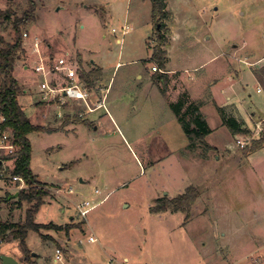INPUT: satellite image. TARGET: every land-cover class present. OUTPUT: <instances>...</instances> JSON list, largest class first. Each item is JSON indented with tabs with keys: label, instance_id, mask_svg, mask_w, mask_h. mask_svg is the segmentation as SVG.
Wrapping results in <instances>:
<instances>
[{
	"label": "rangeland",
	"instance_id": "obj_1",
	"mask_svg": "<svg viewBox=\"0 0 264 264\" xmlns=\"http://www.w3.org/2000/svg\"><path fill=\"white\" fill-rule=\"evenodd\" d=\"M34 2L37 18L25 30L27 46L14 67L24 113L33 124L53 130L28 135L30 168L40 183L51 188L33 220L70 230L66 234V229L29 230L25 242L30 257L41 255L48 261L60 245L76 247L74 264H118L111 260L112 254L126 257L127 264H257L256 250L262 257L259 264H264V145L244 152L264 130V82L258 92L250 72L255 66L236 61L252 62L264 54V0H166L170 17L164 20L168 31L163 32L169 56L165 84L186 90L181 74L189 83L208 76L196 99L209 102L206 89L222 78L218 83L224 91L215 90L216 99L222 102L229 95L255 115L253 121L246 112L242 117L236 105L228 104L226 117L244 118L248 129L234 136L207 103L203 111L214 130L205 140L212 149L203 144L185 147L187 138L167 103L163 84L155 85L154 74L166 71L152 70L156 63L148 60L157 38L150 0ZM6 7L20 12L26 0H0V9ZM124 25L129 29L122 33ZM3 28L0 20V34L10 40ZM34 41L43 56L57 60L69 55L76 64L80 58L85 70L100 66L89 104L104 105L89 111L74 99L64 104L40 102L43 78L32 68L38 59ZM215 54L216 60L205 68L189 69ZM231 62L244 70L234 87L225 78L226 72L235 75ZM187 92L181 95L191 98ZM76 115L89 124L74 123ZM243 138L241 146L237 139ZM189 185L200 192L188 211H150L156 198L165 192L176 196ZM4 191L0 189L1 199L6 197ZM11 197L0 200V221L21 222L28 204L19 206L17 196ZM103 198L85 217L75 206L85 199L92 204ZM0 253L27 264L17 239L0 242Z\"/></svg>",
	"mask_w": 264,
	"mask_h": 264
},
{
	"label": "trees",
	"instance_id": "obj_2",
	"mask_svg": "<svg viewBox=\"0 0 264 264\" xmlns=\"http://www.w3.org/2000/svg\"><path fill=\"white\" fill-rule=\"evenodd\" d=\"M150 3L151 18L156 23L157 38L148 60L155 62V66L164 71L167 62V52L164 46L167 45L168 41L165 35H163V32L168 31L164 20L170 17V12L167 10L166 0H150ZM35 9L34 0H26V7L20 12L12 7L0 9V20L4 22L3 29L10 37V40H7L4 35L0 34V114L6 117L7 124L12 128L15 137L14 141L17 145V152L13 155L6 156L5 159L10 160L11 158H15L11 173L21 176L27 185L26 188L17 191V202L19 206L22 202L28 204L23 221H0V241L8 237L17 239L23 253V259L27 264H36L32 261L30 251L25 242L29 230L39 233L41 228H52L56 230H68L69 228L66 225H56L51 222L48 224L35 223L33 220L34 214L43 204V199L48 194V188L38 181L36 175L30 168L31 145L28 135L32 132H52L53 130L33 124L30 118L24 113L19 103V97L23 90L14 76V67L16 60L24 53L23 33L26 32L25 30L31 22L36 21ZM77 61L79 77L88 87H92L100 79L102 73L101 68L93 67L90 70L81 69V59L79 58ZM260 72H263L264 75V67L260 71L255 72L258 80L262 83L264 80ZM157 74V76L156 73L154 74L157 81H162L166 87L165 82L167 80H164L166 73L161 72ZM165 87H163V91ZM186 105L187 107H185ZM214 106L220 115L222 125L226 126L232 135L248 132V129L240 121L232 116L226 117L223 107L218 106L215 102ZM170 107L182 125L188 140L187 146L189 149H193L196 144H203L208 149L213 148L205 140L206 135L211 132V129L202 117L198 104L189 101L187 95H181L177 101L170 103ZM187 115H191L190 119H186ZM80 116L76 115L72 121L74 123L88 125L89 121L87 119H81ZM263 145L264 130L260 137L255 139L252 145L244 152L245 154H249L261 148ZM199 192L194 185H189L185 188L184 192L176 196L158 197L155 199V203L151 206L150 211L152 213L168 210L172 212L188 211L190 206L198 198ZM11 194L6 193V197L3 199L8 200ZM1 198L0 200L2 201L3 199Z\"/></svg>",
	"mask_w": 264,
	"mask_h": 264
},
{
	"label": "built area",
	"instance_id": "obj_3",
	"mask_svg": "<svg viewBox=\"0 0 264 264\" xmlns=\"http://www.w3.org/2000/svg\"><path fill=\"white\" fill-rule=\"evenodd\" d=\"M126 30V28H123L124 32ZM27 36L28 33L24 32L23 37L27 38ZM26 46L27 44L25 43L23 47L26 49ZM32 49L38 54V59L32 64V68L35 73H40L43 78L39 85L41 101L64 104L66 101L74 99L75 102L83 103L89 111H93L97 106L100 107L102 105V101H97L95 106H90L89 103L94 89L93 87H88L79 77L78 63L76 64L75 60L69 55L67 57H59L57 60L53 57L43 56L41 55L38 41H34ZM152 70L161 71L155 65ZM80 115H83V113H80ZM14 139L12 128L7 124L6 117L0 114V188L18 191L27 187L26 182L21 176L11 173L13 166H10V162L13 165L15 158L5 159L6 156L17 152V145ZM243 141L244 138L237 139L238 144H241V146ZM75 206L83 217L92 208V205L87 200H83ZM56 252L59 254L60 250L57 249Z\"/></svg>",
	"mask_w": 264,
	"mask_h": 264
},
{
	"label": "crops",
	"instance_id": "obj_4",
	"mask_svg": "<svg viewBox=\"0 0 264 264\" xmlns=\"http://www.w3.org/2000/svg\"><path fill=\"white\" fill-rule=\"evenodd\" d=\"M96 13V12H95ZM102 19H104L105 20V17H101ZM107 18V17H106ZM123 28H126L127 30L125 31V32H127L128 31V29H129V27H128V25H124L123 27H122V30H123ZM124 31H122V33H125ZM38 38H39V36H38ZM39 40V39H38ZM118 42H119V40H117ZM48 47H49V45H47ZM166 52H167V48H166ZM218 55L217 54H215V55H213L212 57H210L208 60H204V62H202V64H200L198 67H194V66H191V68H189L190 70L191 69H193L194 71L196 70V68H199V67H201V68H205L206 67V65H208V64H210V63H208L209 61H211V60H213V59H215L216 57H217ZM53 57V56H52ZM54 58V57H53ZM169 58V56L167 55V59ZM247 59V58H246ZM246 59H243V58H238V60H236V61H238V63H243V60H245V63H247L248 64V66L250 67L251 65H253V66H255V67H251V74L253 75V77L257 80V82H258V84H257V88H256V90L259 92V91H261V87L260 86H263L262 85V83L258 80V77L255 75V72L257 71L256 69H259V68H261V67H264V54L262 55V56H260V57H258V58H256L254 61H247ZM216 60V59H215ZM168 62V61H167ZM166 62V63H167ZM208 63V64H207ZM232 63V65L234 64V66H233V68H234V71H235V75L234 76H231L230 74H228L227 72H226V76L224 75V74H218L219 75V78H220V75H222V76H225V78L227 79V80H229V82H230V85L232 86V87H234V86H236L238 83H240V80H241V78H242V73L244 72V70L242 69V66H240L239 65V67H236L235 66V63L234 62H231ZM167 65V64H166ZM165 65V67H166V69H165V71H166V74H168L169 72H168V69L169 68H167V66ZM100 67V66H99ZM101 68V67H100ZM24 69H26V66H24ZM188 69V70H189ZM224 69V68H223ZM186 70V69H185ZM225 70V69H224ZM191 74H192V72H191ZM194 74V73H193ZM181 76V78L184 80V82H183V84H184V86H185V88H186V90L184 89V88H176V89H173V88H170L168 85H166V87H165V90L163 91L164 93H165V97H167L168 98V101H167V103H171V102H175V101H177L178 100V98L181 96V94H182V92H187V90H188V92H187V94L191 97V98H189L188 97V100L189 101H191L192 100V102L193 101H197L198 103H196V104H198L199 106H200V108H199V110H200V112H201V114H202V117L205 119V121L207 122V125H208V127L211 129V132L209 133V134H207L206 135V137L208 136V135H210L211 133H212V131L214 130L213 129V127L212 126H210V123H209V120H208V118L206 117V114L204 113V111H203V107L205 106V105H207V103H210V104H212L213 106H214V102L218 105V106H220V107H223V109H224V111H226V106L228 105V104H234V105H236V108L238 109V111L240 110V115L243 117V115H242V113L243 112H246L248 115H249V118L253 121L254 120V118H255V115H254V113L253 112H250V110H249V108H246V107H244L240 102H239V105L236 103V102H238V101H236V100H234V99H231L230 100V97H229V95H227L226 96V98H225V100H223L222 102H220V101H218L217 99H216V94H215V90H217L218 89V91L220 92V93H222L223 91H224V89H223V86L222 85H220L218 82L222 79V78H220V79H218V81H213V83H212V85L211 86H208L209 88H207L206 89V91L208 90V95H210V101L209 102H206V101H204V102H202V101H199L200 99H196L198 96L197 95H199V93H201V91L203 90V89H205V87H206V85H205V83L203 82V80L205 81V80H208V76H204V77H201V76H198V81L197 82H194V83H189L188 82V80L187 79H185L186 78V76L187 75H184V74H181L180 75ZM190 76V75H189ZM211 76V75H210ZM151 84H153L154 85V80L152 79V80H150L149 81ZM162 82V81H161ZM160 81H158L157 83H155V85L156 86H158V87H160L161 85L160 84H163V82L161 83ZM260 85V86H259ZM163 87H164V84H163ZM22 95V94H21ZM40 102H42V103H45V102H43V101H41L40 100ZM102 105H104V102L102 101ZM84 107H85V105H83ZM215 107V106H214ZM86 108V107H85ZM96 108H98V106L96 107ZM95 108V109H96ZM94 109V110H95ZM263 117H264V114H263ZM257 118V117H256ZM262 120H264V118L262 119ZM240 121V120H239ZM242 124H244V123H246L245 122V120H244V118L240 121ZM244 122V123H243ZM218 124H216L218 127H220L219 126V122H217ZM254 123H258V122H254ZM261 123V122H260ZM84 125V124H83ZM222 127H223V125H221ZM245 127V126H244ZM247 128V127H246ZM237 135V134H236ZM235 136V135H234ZM207 140V139H206ZM187 144H188V140H187V143H186V145H185V147L187 146ZM0 189H2V188H0ZM51 188L49 187L48 188V190H50ZM5 191L4 192H6V193H10V192H8V191H6L7 189H4ZM56 190H54L53 192H55ZM95 191V193H99L100 191H99V189H95L94 190ZM15 193H17V191L15 192ZM15 193H12L11 195L14 197V194ZM11 195H10V197H9V200H10V198H12L11 197ZM165 196V195H164ZM105 198V197H104ZM104 198L103 199H101V200H99L97 203H90V201L88 200V199H85V200H87V201H89V203H90V205H92V207H94L95 205H97L98 203H100V202H102L103 200H104ZM10 214L12 213V211H10L9 212ZM11 216V215H10ZM7 218V217H6ZM72 217H70V219H71ZM62 226H64V225H62ZM80 228L82 229L83 227H81L80 226ZM69 230L70 229H68L67 231H65L64 233L66 234L67 232H69ZM57 231H59V230H57ZM63 232V231H62ZM82 233L84 234L85 232H84V230H82ZM75 240H76V238H74ZM89 240L90 241H94V238L92 237V236H89ZM65 241H69V239L68 240H65ZM0 242H2V241H0ZM62 242H64V241H62ZM57 249H59L60 250V253L58 254L57 252H56V250ZM64 249V250H63ZM62 249V247L59 245V246H57L56 248H55V257H52L50 260H46L43 256H41V255H37L36 256V258H31L32 259V261L33 262H35L36 264H74L75 263V255H78V250L76 249V247H75V250H74V248H70V249H66V248H63ZM256 251V250H255ZM254 251V253H255V255H257V257H255V259H256V261H257V264H259V262H260V259H262V257H261V255H259V253H258V251H256L255 252ZM21 256L23 257V253H21ZM58 256V257H57ZM112 257L113 258H111V260H114V261H116L118 264H127L128 263V259L126 258V257H124V256H119V257H116V256H113V254H112ZM121 258H122V261H123V263H122V261H121ZM264 261V260H263ZM78 262V261H77ZM262 263V262H261Z\"/></svg>",
	"mask_w": 264,
	"mask_h": 264
},
{
	"label": "water",
	"instance_id": "obj_5",
	"mask_svg": "<svg viewBox=\"0 0 264 264\" xmlns=\"http://www.w3.org/2000/svg\"><path fill=\"white\" fill-rule=\"evenodd\" d=\"M92 62V60H91ZM18 193L14 194V197L17 196ZM167 193L165 192L164 195ZM0 264H22L15 257L9 254L0 253Z\"/></svg>",
	"mask_w": 264,
	"mask_h": 264
}]
</instances>
